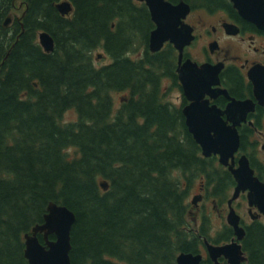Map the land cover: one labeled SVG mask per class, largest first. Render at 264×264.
Segmentation results:
<instances>
[{
	"label": "trees",
	"instance_id": "16d2710c",
	"mask_svg": "<svg viewBox=\"0 0 264 264\" xmlns=\"http://www.w3.org/2000/svg\"><path fill=\"white\" fill-rule=\"evenodd\" d=\"M18 1L0 0V264H29L24 235L44 221L50 202L77 216L72 264H177L180 252H200L187 197L210 165L180 112L160 101L168 55L149 51L147 7L69 0L73 11L63 16V0H20V20L6 27ZM186 1L194 9L232 6ZM41 31L55 40L50 53ZM100 48L112 62L97 67ZM128 91L115 112L116 94ZM71 109L78 117L66 122ZM243 249L242 264H264V226L249 229Z\"/></svg>",
	"mask_w": 264,
	"mask_h": 264
},
{
	"label": "flooded vegetation",
	"instance_id": "af4514ba",
	"mask_svg": "<svg viewBox=\"0 0 264 264\" xmlns=\"http://www.w3.org/2000/svg\"><path fill=\"white\" fill-rule=\"evenodd\" d=\"M169 1L176 4L181 0ZM134 2L140 5L144 4L149 10L145 1L134 0ZM229 2L232 4L231 0ZM191 8L192 10L186 17L185 22L193 27L195 37L190 44L184 47L182 58H180V51L176 45L170 41L165 42L164 46L166 47L163 46L161 50L152 52L149 36V51L151 53L165 52L168 55L167 58L162 60L164 69H162L160 75V101L163 105L179 111L185 126L188 128L184 110L192 102L197 101L189 99L182 80L188 70H193L191 67L190 69L184 68L185 63L191 62L190 64H196L198 68L204 65L219 67V83L212 85L211 93H205L199 101L205 108L215 107L219 110L226 125L235 127L239 133L240 147L234 156L229 159V165L237 168L240 165L242 156H247L250 166L254 170V176L263 183L264 154L261 152H264V29L243 19L233 4L231 7H217L214 9H194L192 5ZM197 10L207 11L211 17L217 16L216 22H203L200 15L195 16ZM150 20L154 25L152 28L154 30L156 25L151 18V14ZM226 23L236 24L240 31L237 34H229L225 27ZM137 54L129 53V56L135 60L134 56ZM142 54V52L139 53V56L141 57ZM123 93L121 100L115 103V112H118L124 103L130 101L128 99L130 91ZM115 97L117 100V96ZM234 101L244 102L247 113L243 115L240 110L236 114L228 112V108ZM204 107H200V109L204 110ZM261 139L263 140L261 141ZM200 149V155L204 160H207L210 168L205 166V170L200 171L199 176L189 190L187 202L191 191L197 186V192L189 202L187 216H191V220L188 221V225L192 226L190 231L198 236L204 247L205 241L217 245L229 243L237 240L234 227L228 223V214L231 208L229 202L238 182L229 166L220 162V155L212 154L205 157L201 147ZM220 170L227 174L225 176L220 175ZM249 193L250 190L242 191L232 203V207L240 216V224L245 229V235L240 241L242 247L252 226H264V213L259 209L254 199H250ZM195 197L199 200L196 204H193ZM210 206L214 208L220 206L223 210L226 208L228 210L226 221L220 225V229L214 227L212 219L207 213ZM244 210L246 213H241ZM245 253L247 256L246 251ZM207 259L208 256L207 258L204 256V260ZM220 262L229 264L225 257H221Z\"/></svg>",
	"mask_w": 264,
	"mask_h": 264
},
{
	"label": "water",
	"instance_id": "95a60500",
	"mask_svg": "<svg viewBox=\"0 0 264 264\" xmlns=\"http://www.w3.org/2000/svg\"><path fill=\"white\" fill-rule=\"evenodd\" d=\"M149 8L151 18L156 27L150 34V49L152 52L161 50L165 42L174 43L180 51V58L183 57V49L194 39L193 27L185 22L191 12V5L181 0L179 3H172L169 0H142ZM239 15L259 28L264 29V0H231ZM57 8L63 16L70 15L73 5L69 0L57 3ZM12 22L11 16H7L4 25L6 27ZM225 27L229 34H237L240 29L236 24L226 23ZM39 43L43 49L50 53L55 48V40L47 31L39 33ZM103 54H98L101 58ZM191 63V62H190ZM185 63L184 68L188 70L182 78L189 99L196 100L184 110L186 124L189 132L202 148L203 155L209 157L212 154L220 155V162L233 173L238 185L230 199V212L228 223L234 227L237 240L225 244H214L205 241L208 258L213 264H223L221 257H225L229 264H242L247 261L241 240L245 235V229L240 224V216L232 207V202L237 199L242 191L250 190V199L255 201L259 209L264 213V182L262 183L250 166L247 156H242L239 167L229 165V159L234 156L240 147V136L235 127L227 126L222 119V113L214 108H205L199 100L205 93H211V87L218 84L220 68L217 66L204 65L198 68L196 64ZM214 96V95H212ZM200 107H204L201 110ZM252 108V107H251ZM247 113L244 102L234 101L228 108V112L236 114ZM101 187L107 190L109 184L102 181ZM199 198L193 199L196 204ZM77 216L73 210L63 204L50 202L44 221L35 225L32 230L24 235L25 257L29 264H72L71 260V233L76 223ZM39 235L43 236L41 242ZM54 235V239L50 236ZM177 264H203L204 255L201 252H180L177 256Z\"/></svg>",
	"mask_w": 264,
	"mask_h": 264
},
{
	"label": "rangeland",
	"instance_id": "374dc122",
	"mask_svg": "<svg viewBox=\"0 0 264 264\" xmlns=\"http://www.w3.org/2000/svg\"><path fill=\"white\" fill-rule=\"evenodd\" d=\"M22 1H18L17 2V8L11 13V20L12 22L14 21V19H18L20 20L21 16H22V13L24 11V7H23V3H21ZM200 15L203 19V22H212V23H215L216 22V17H211V15L207 12V11H199L197 10V13L195 16H198ZM12 22L9 24V26L12 24ZM208 23V22H207ZM39 38V36H38ZM142 48H140L138 50V54L134 56V58H137L139 56V53L142 52ZM103 54V56L101 58H98V54ZM93 57H94V63L97 67H101L103 65H106L110 62H112V59L108 56H105V51L100 48V49H97L96 51H94L93 53ZM140 57V56H139ZM164 85V84H163ZM123 93V92H122ZM123 94H116L117 96V100H116V97L114 98V102L116 103V101L118 100H121V97H122ZM77 113L75 112V110L71 109L69 110L65 116H64V121L66 122H70V121H74L77 119ZM257 138L259 139V137L257 136ZM263 139H261L262 141ZM262 154H264V152H261ZM197 192V186L191 191L190 193V196H189V199H188V203L192 200L193 198V195ZM209 214V217L212 219V223L214 224V227L217 228V229H220V225L223 224V222L226 221V216H227V213H228V210L227 208L225 210L222 209V207H217V208H214L212 206L209 207V211L207 212ZM241 213H246V211H242ZM191 220V216L188 217V221ZM190 226V225H189ZM190 228H192V226H190ZM189 228V229H190ZM206 247H204V245H201L200 246V252L204 254L205 258H207V251L205 249Z\"/></svg>",
	"mask_w": 264,
	"mask_h": 264
},
{
	"label": "bare ground",
	"instance_id": "6f19581e",
	"mask_svg": "<svg viewBox=\"0 0 264 264\" xmlns=\"http://www.w3.org/2000/svg\"><path fill=\"white\" fill-rule=\"evenodd\" d=\"M188 24H189V23H188ZM168 45H169V44H168ZM170 46L172 47V45H170ZM164 47H166V46H164ZM183 52H184V51H183ZM225 116H226V115H225ZM185 120H186V119H185ZM234 201H235V200H234ZM234 201H233V202H234ZM233 202H232V203H233Z\"/></svg>",
	"mask_w": 264,
	"mask_h": 264
}]
</instances>
